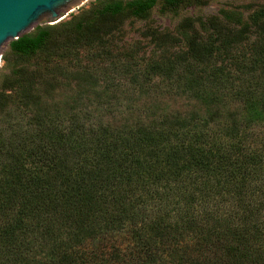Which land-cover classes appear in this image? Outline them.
<instances>
[{"label":"trees","instance_id":"1","mask_svg":"<svg viewBox=\"0 0 264 264\" xmlns=\"http://www.w3.org/2000/svg\"><path fill=\"white\" fill-rule=\"evenodd\" d=\"M97 1L3 53L0 264H264V0L147 57L113 41L159 0Z\"/></svg>","mask_w":264,"mask_h":264},{"label":"rangeland","instance_id":"2","mask_svg":"<svg viewBox=\"0 0 264 264\" xmlns=\"http://www.w3.org/2000/svg\"><path fill=\"white\" fill-rule=\"evenodd\" d=\"M97 2V0H88L67 19L60 22L70 19L72 15L79 14L82 10L88 9ZM259 2L260 0H208L207 4L200 7H185L178 15H176L173 12L165 10L162 6V1L159 0L157 5L146 16L143 18H131L126 22L125 26L122 28V30H120L113 41V43L116 45L114 46V49L121 50V48H125L124 46H128L140 56L147 57L156 49L155 46L150 42L149 37H144L141 35V33L147 32V29L149 28L160 29L162 31L175 34V28L185 16L194 15L195 17H205L220 10H236V12L244 10V15H247L258 7ZM58 23H54L52 25H57ZM122 45L124 46L122 47ZM4 65L5 62L2 59L0 62V74L2 72H8L9 70V68L5 67ZM118 81L120 83H125V80L122 78L116 80L117 83H119ZM1 83L2 82L0 78V86ZM165 98H167L168 101L176 108L186 109V107H189L188 99L185 98V96H171L164 93L161 99Z\"/></svg>","mask_w":264,"mask_h":264},{"label":"water","instance_id":"3","mask_svg":"<svg viewBox=\"0 0 264 264\" xmlns=\"http://www.w3.org/2000/svg\"><path fill=\"white\" fill-rule=\"evenodd\" d=\"M88 0H0V62L11 41L67 19Z\"/></svg>","mask_w":264,"mask_h":264}]
</instances>
